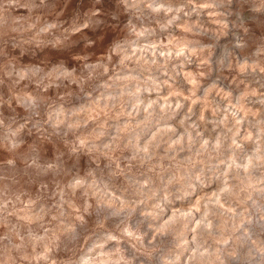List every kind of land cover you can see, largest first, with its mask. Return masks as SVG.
<instances>
[{"label":"clouds","instance_id":"9594fccd","mask_svg":"<svg viewBox=\"0 0 264 264\" xmlns=\"http://www.w3.org/2000/svg\"><path fill=\"white\" fill-rule=\"evenodd\" d=\"M0 264H264V0H0Z\"/></svg>","mask_w":264,"mask_h":264}]
</instances>
